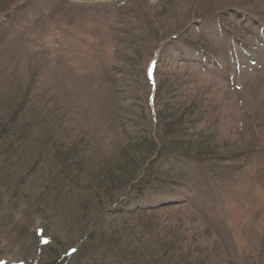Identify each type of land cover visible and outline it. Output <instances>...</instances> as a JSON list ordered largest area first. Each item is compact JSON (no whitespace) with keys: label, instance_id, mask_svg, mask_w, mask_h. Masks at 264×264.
<instances>
[{"label":"rangeland","instance_id":"obj_1","mask_svg":"<svg viewBox=\"0 0 264 264\" xmlns=\"http://www.w3.org/2000/svg\"><path fill=\"white\" fill-rule=\"evenodd\" d=\"M179 105L197 148L158 154L150 183L119 187L97 217L121 236L150 232L142 264H264V0H0V117L20 107L16 154L0 139V264H47L79 243L61 152L111 161L141 118ZM114 161L100 170L117 175ZM121 203L147 210L108 214ZM89 255L57 264H108Z\"/></svg>","mask_w":264,"mask_h":264},{"label":"trees","instance_id":"obj_2","mask_svg":"<svg viewBox=\"0 0 264 264\" xmlns=\"http://www.w3.org/2000/svg\"><path fill=\"white\" fill-rule=\"evenodd\" d=\"M135 45V44H133ZM128 47V46H127ZM134 50H132V62L134 63V59L139 57V49L133 47ZM130 67H134V64ZM123 99V98H121ZM120 99V100H121ZM131 100L133 101L134 98L131 97ZM185 105V104H183ZM4 106V104H3ZM9 106V105H8ZM6 107V105H5ZM185 107V106H183ZM1 108V107H0ZM182 106H175L172 109L169 110H159L155 111L154 116L152 119L145 120L144 118H141L145 124L138 123L133 125L135 130L133 132V135H125L127 137L125 140V146L122 148L121 153L116 157V159H111L107 161H101L97 163V165L93 166L94 163L90 162V165H86L79 161L78 159L75 160L79 150H74L73 148L69 149V151L66 153L61 152L63 157L61 160H58L57 164H61L64 167L69 162L68 157L73 158V165L70 163V165L67 170L60 168L57 173H65V177L68 180H71L73 182L72 184L76 187H70L68 186L67 193L69 194L70 191H74L76 193V199L78 207L80 208L81 212L77 217L72 215L71 217V225L77 228H82L83 232L81 234V237L79 236V243L76 244L77 241L74 242V244H69L72 247H68L66 251L63 252L61 255V260L68 261L71 257H77V259H83L86 257V255L90 254L89 257L90 260H100V258H109L108 264H142L139 262L140 255L143 254L146 255V252L144 249L146 246L150 243V240H146V236L149 237V233L144 234L142 232L140 236L139 234L133 233V234H118L117 231L112 227V223H107L102 216V212H106L108 207L114 205L115 203L120 202L119 200V192L117 194H113L114 191L121 189L122 187L126 188H133L135 190H143L144 186L148 185L150 181H147L144 179V173L143 168L145 167H155L153 160L158 154H168L169 156L175 155H181L178 150H189L190 153H187L185 155L189 156L192 151H194L197 148V144H194L195 142H190L189 140L185 139L184 136L181 134L183 131V125L181 124L182 119V112L184 111L181 109ZM20 110V107H18L16 113H12V115L9 117V119H6V121H3V117H0V139H2V142L4 143V146L2 148L3 153L5 155H9L10 153L16 154V149L12 140H7V138H15L14 132H12L13 123L16 121V114ZM122 112V111H121ZM127 115L129 114L128 111ZM171 112L172 115H171ZM135 113V112H134ZM143 111L140 112L141 117L143 115ZM133 113H130L132 115ZM134 115V114H133ZM177 117L176 120H174L171 123L165 122L164 119L166 117ZM9 116V115H8ZM180 119V120H179ZM180 121V122H179ZM134 122V121H133ZM148 122L150 123L148 126ZM153 124V128L152 125ZM11 129V131H10ZM174 133V134H172ZM21 133L19 134V136ZM170 136V137H169ZM172 136V137H171ZM180 136V137H178ZM14 141V140H13ZM21 141V139H20ZM184 142H188V144H184ZM122 151L124 153H122ZM22 154V152H21ZM123 154V156H121ZM158 157V156H157ZM156 157V158H157ZM155 158V159H156ZM116 160V161H114ZM113 161L118 163L117 166H115L118 169L117 175L113 173V170H109L108 168L106 170H100V167H113ZM90 166V167H99L96 170H88L85 172V175H82L80 173V167H83L84 165ZM30 167H33L35 163L32 165L30 164ZM51 165H56L52 163ZM119 167V168H118ZM66 170V171H64ZM149 170V171H148ZM146 172H148V175L151 174V169H148ZM76 171V173H75ZM79 173V174H78ZM81 174V176H80ZM144 174V175H143ZM79 175V176H78ZM84 176V179L87 180L86 182H81L80 177ZM149 182V183H148ZM161 182V181H159ZM158 182V183H159ZM120 185H116L119 184ZM148 183V184H147ZM71 184V185H72ZM116 187H115V186ZM77 186L79 188L77 189ZM114 186V187H113ZM121 187V188H119ZM72 188V189H71ZM66 189V187L64 188ZM79 190V193L77 191ZM126 190V189H125ZM126 192V191H125ZM81 199V200H80ZM80 200V202H79ZM90 206V207H89ZM95 208V214L90 215L89 211L91 208ZM128 206L124 207V204L118 205L116 209L114 210L111 208L108 212V214H112L113 216L119 217H130L134 216V213L136 214L139 212H143L144 210H147L146 208H134L130 209ZM148 208V207H147ZM76 212V211H75ZM74 213V212H73ZM100 214V218L97 217V214ZM105 214V213H104ZM136 217V215H135ZM85 224L83 226L80 225V223L84 222ZM118 226V225H117ZM130 226V225H128ZM102 227V230H100ZM133 227L134 229H138L140 231V224L139 222L133 223V226H130V228ZM116 228V227H115ZM112 229V230H111ZM114 230V231H113ZM130 232V231H129ZM129 236H133L132 238ZM50 239V238H49ZM50 243V242H49ZM69 243V242H68ZM59 244V243H58ZM158 245V244H157ZM50 253H54L56 249H53L52 246H49ZM57 248V245H56ZM147 252H154V249H146ZM153 250V251H152ZM69 252V254H67ZM56 255V254H54ZM151 256V255H150ZM154 260L157 258L155 257V254H153ZM57 258H52L47 264H57ZM156 258V259H155ZM58 258V261H61ZM157 259V264H158ZM101 262H104L101 260Z\"/></svg>","mask_w":264,"mask_h":264}]
</instances>
